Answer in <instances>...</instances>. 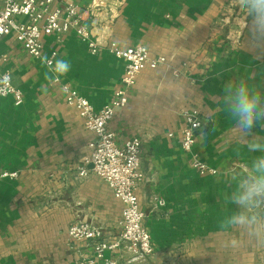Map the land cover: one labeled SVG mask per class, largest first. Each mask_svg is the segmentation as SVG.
<instances>
[{"label":"crops","instance_id":"1","mask_svg":"<svg viewBox=\"0 0 264 264\" xmlns=\"http://www.w3.org/2000/svg\"><path fill=\"white\" fill-rule=\"evenodd\" d=\"M56 2L84 8L93 0ZM105 3L112 11V40L122 47L143 44L150 55L168 61L139 73L127 103L108 123L118 145L141 139L143 179L137 193L153 249L142 264H264V245L249 231L226 224L232 212L241 211L230 199L231 178L259 155L248 151L247 143L264 137V122L242 136L222 93L244 79L264 98V15L258 18L243 0ZM104 16L98 12L94 23L103 26ZM43 44L45 56L56 52L55 61L69 64L61 81L95 110L113 101L122 59L107 51L92 55L74 31L43 34ZM0 52L7 55L2 68L22 92L20 104L11 95L0 96V169L17 172L15 179L0 181V264H79L93 250L89 242L67 238L69 224L99 225L110 240L120 231L122 203L93 171L80 174L83 166L91 169L84 158L94 134L65 102L43 59L30 56L10 33L0 38ZM174 68L180 74H173ZM191 109L203 122L192 153L215 174L196 172L181 147L183 112ZM153 195L164 205L152 208ZM256 211L264 217V208Z\"/></svg>","mask_w":264,"mask_h":264},{"label":"built area","instance_id":"2","mask_svg":"<svg viewBox=\"0 0 264 264\" xmlns=\"http://www.w3.org/2000/svg\"><path fill=\"white\" fill-rule=\"evenodd\" d=\"M105 4V6H104ZM105 9H102V7ZM98 12L105 16L102 25L94 23ZM112 11L105 0H93L84 8L73 3L59 4L56 0H0V38L13 34L15 40L32 57L42 58L45 66L52 74V82L59 84L64 94L65 102L73 106L83 119L84 126L94 134L87 145L89 154L84 158L85 164H91V169L83 166L81 175H87L91 170L104 180L113 196L122 203L118 225L119 233L110 240L104 239L101 226L88 221L77 220L66 229L67 238L71 241H86L92 246L93 256L85 258L79 264H142L153 253L151 236L142 225L144 213L138 199V184L143 179L140 169L141 139L132 137L118 145L108 123L116 108L127 103L131 88L137 76L145 68H156L168 65L164 56H152L143 44L122 47L110 38ZM68 31L74 33L86 43L89 53L98 55L107 51L124 61V72L121 86L114 93L110 104L100 110H95L91 103L66 82H62L56 74V52L44 55L43 34L56 33L62 35ZM47 58V61H45ZM7 55L0 52V96L11 95L15 104L22 102V92L15 87L9 70L3 69ZM173 74H180L172 69ZM184 126L180 131L181 147L190 153V165L201 175L215 174L217 170L192 153V147L198 130L202 127L199 111L191 109L183 112ZM16 171L0 169V181L5 178L15 179ZM150 204L152 208L164 205V200L153 195ZM107 251L118 252L117 257H106Z\"/></svg>","mask_w":264,"mask_h":264},{"label":"clouds","instance_id":"3","mask_svg":"<svg viewBox=\"0 0 264 264\" xmlns=\"http://www.w3.org/2000/svg\"><path fill=\"white\" fill-rule=\"evenodd\" d=\"M243 2L251 3L258 18L264 15V0H243ZM54 68L57 76H60L68 71L69 64L62 59L56 60ZM222 93L239 133L244 137L252 135V130L257 127L258 122H264V98L260 90L241 79L229 83L222 89ZM247 149L259 155H256L246 166V172L241 171L231 178L235 182V189L230 199L241 211L232 212L226 224L249 231L259 244L264 245V238H261L264 237V217L256 211L264 208V137L253 136L247 143Z\"/></svg>","mask_w":264,"mask_h":264},{"label":"water","instance_id":"4","mask_svg":"<svg viewBox=\"0 0 264 264\" xmlns=\"http://www.w3.org/2000/svg\"><path fill=\"white\" fill-rule=\"evenodd\" d=\"M91 165V164H90ZM92 166V165H91Z\"/></svg>","mask_w":264,"mask_h":264}]
</instances>
